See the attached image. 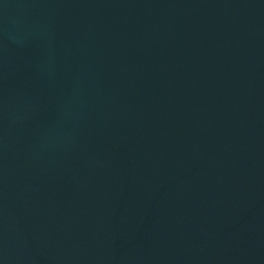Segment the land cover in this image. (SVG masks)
I'll return each instance as SVG.
<instances>
[{
	"label": "water",
	"instance_id": "1",
	"mask_svg": "<svg viewBox=\"0 0 264 264\" xmlns=\"http://www.w3.org/2000/svg\"><path fill=\"white\" fill-rule=\"evenodd\" d=\"M0 264H264V0H0Z\"/></svg>",
	"mask_w": 264,
	"mask_h": 264
}]
</instances>
